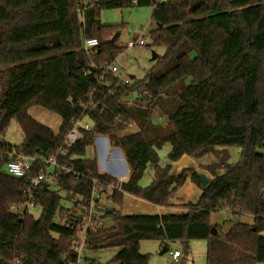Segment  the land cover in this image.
I'll use <instances>...</instances> for the list:
<instances>
[{
  "label": "trees",
  "instance_id": "trees-1",
  "mask_svg": "<svg viewBox=\"0 0 264 264\" xmlns=\"http://www.w3.org/2000/svg\"><path fill=\"white\" fill-rule=\"evenodd\" d=\"M131 7H154L151 40L164 54L131 85L109 74L115 92L107 111L89 116L93 133L81 132L59 160L83 176L78 182L65 173L58 178L59 190L76 201L73 210L42 184L32 192L39 219L12 213L11 206L27 202L31 179L45 168L36 163L28 177L15 179L6 174L7 163L17 155L49 158L63 148L81 117L80 102L124 52L113 40L120 29L102 25L101 12ZM89 39L99 43L91 55L83 48ZM133 94L140 95L136 105L124 104ZM33 107L61 119L58 133L31 117ZM155 114L165 125L154 122ZM12 121L23 135L16 148L3 140ZM128 122L134 131H127ZM96 136L108 137L129 167L128 181L109 199L115 206L128 195L167 207L188 178L202 192L182 214L123 215L113 209L115 227L88 232V250L117 247L107 264H150V255L140 252L142 242L205 241L207 264H264V0H0V264L77 263L74 238L84 230L83 210L94 190L90 179L117 183L99 171L96 159L86 158ZM166 145L171 152L163 166L158 152ZM233 147L241 159L232 166L224 149ZM208 155L216 163L200 168L209 175L207 187L193 168L172 175L183 157L199 161ZM149 169L153 182L143 188ZM220 211L254 222L225 233L211 223Z\"/></svg>",
  "mask_w": 264,
  "mask_h": 264
},
{
  "label": "rangeland",
  "instance_id": "rangeland-1",
  "mask_svg": "<svg viewBox=\"0 0 264 264\" xmlns=\"http://www.w3.org/2000/svg\"><path fill=\"white\" fill-rule=\"evenodd\" d=\"M161 3H165L168 0H160ZM154 7H131L125 9H111L103 10L100 15L101 24L104 26H117L120 37L118 39L119 47L125 46L129 41H137L138 39L144 38L146 43L143 47H135L132 49H125L123 54L117 59V65L119 66L122 74L131 77L132 82L143 80L147 73L157 65L158 57H161L165 49L162 47L153 46L151 40V33L156 30L157 25L152 21V14ZM153 55L157 56L156 61L153 62ZM119 59H121L119 61ZM140 97L138 94H133L125 98V101H137ZM31 111V112H30ZM31 115L42 121L43 124H47L50 127L59 128L60 118L42 108L33 107L30 109ZM44 113V117H39V114ZM158 114L154 116V122L165 125V120L158 119ZM45 122V123H44ZM134 127L131 131H134ZM99 137V136H98ZM108 138V137H106ZM4 142L14 148L20 147L23 143L22 132L16 123L12 121L4 138ZM223 150V149H220ZM230 159L229 165H236L241 159V150L239 148H227ZM171 152V146L166 145L162 150L158 152L161 165H165L168 161V155ZM98 147L97 145L93 148L88 149L86 158L96 159L98 158ZM259 154L264 156V148L259 150ZM187 157V156H185ZM190 159V158H189ZM193 160V159H192ZM192 162H183L180 165L181 170H177L174 166L172 175L181 173L184 169L193 168L197 172L203 173L200 169L202 166L214 165L216 158L213 155H208L199 161L193 160ZM106 174V173H105ZM204 174V173H203ZM208 175V174H206ZM209 176V175H208ZM154 177V172L148 170L145 177L141 181V187L146 188L151 185ZM49 189L58 194L62 198V206L67 210H73L74 203L76 201H68L66 194L59 190L57 184L52 183ZM201 189L196 186L190 178L187 179L185 185L178 190V192L172 197L175 203L195 204L198 202L201 196ZM98 211L100 215H104V212L109 210H117L123 215H160V214H180L178 211H161L159 207L147 204L141 199L125 196L123 199L122 206H115L109 200H102L99 204ZM104 208V210H103ZM178 208L187 209L186 205L179 206ZM104 211V212H103ZM41 208H34L29 211L35 219H39L41 216ZM249 216L233 214L229 211H220L213 213L211 216V223L213 225H219L222 227L225 233L229 232L230 229L236 224L251 225ZM99 229L111 230L115 227L113 218L109 215L103 216L101 221L98 223ZM165 246L160 248V242H142L140 245V252L142 255H150V264H175L173 262L170 252L179 250L182 254L181 262L177 264H207V243L205 241H191L188 244H184L181 241L171 243L169 245V252L163 256L159 254L163 251ZM119 252L117 247L103 248L98 250H85L81 256L80 264H89L87 260L96 261L101 264H107L112 258Z\"/></svg>",
  "mask_w": 264,
  "mask_h": 264
},
{
  "label": "built area",
  "instance_id": "built-area-1",
  "mask_svg": "<svg viewBox=\"0 0 264 264\" xmlns=\"http://www.w3.org/2000/svg\"><path fill=\"white\" fill-rule=\"evenodd\" d=\"M154 4L161 3L160 0H152ZM137 4V2H134ZM146 43L144 38L138 39L137 41H129L122 48L132 49L135 47H143ZM99 43L95 39H89L84 42L83 48L85 52L89 55L93 53L95 49H97ZM102 75L98 78L99 87L90 92V94L80 102L79 109L81 111V117L73 123V128L68 132V135L64 141L63 148L53 156L49 158H40V157H27L24 155H17L11 159L9 163H7L5 167V172L10 177L15 179H24L28 177L34 168L36 163H41L44 166V170H41L35 177L31 179L30 188L27 190L29 199L25 204L21 207L11 206V212L15 214H25L29 213L31 209H34L33 196L32 192L34 189L38 188L40 185H51L52 183L58 184V178L62 173L67 175H74L75 181L78 182L82 175L74 172L71 168L66 167L60 163V159L66 156V151L76 144L80 138L81 132L85 133H93L94 126L92 121L89 119L91 114L99 113L103 115L107 110L106 102L108 98L113 95L115 92L112 88L113 82L109 79V74H112L118 78V80L124 85H131L132 79L130 78H120L119 69L115 64L108 66L106 69L102 70ZM118 87V85H116ZM131 96V95H130ZM124 104L128 106H135L136 101H125ZM117 124H123V119L118 117L116 119ZM127 131L133 129L134 125L132 122H128L124 124ZM98 137V136H96ZM99 138L103 139L107 143H109V139L104 136H99ZM92 184L94 186L93 194L88 201V205L84 207L83 216H84V230L77 235L74 240L75 244L73 247L74 252L78 255V260L76 264H80L81 256L85 250H88L87 243V234L90 231H93L98 223L101 221L103 215L99 214L98 206L101 204L102 200H109L113 197L115 193L121 192V186L124 183L121 179H116L117 183H110L106 185H102L98 180H93ZM104 210V208H103ZM104 212V211H103ZM264 236V233H262ZM174 261L178 262L181 256L180 252H174L171 254Z\"/></svg>",
  "mask_w": 264,
  "mask_h": 264
},
{
  "label": "crops",
  "instance_id": "crops-1",
  "mask_svg": "<svg viewBox=\"0 0 264 264\" xmlns=\"http://www.w3.org/2000/svg\"><path fill=\"white\" fill-rule=\"evenodd\" d=\"M120 60L121 59H119V61ZM114 64L119 69V76H120V78H127V76H125V75L122 74V71L120 70L119 66L117 65V62H115ZM128 78L131 79V77H128ZM30 112H29V114L31 115ZM44 115H45L44 113L39 114V117H44ZM31 117L34 118L32 115H31ZM34 119L38 123H40V120H37L36 118H34ZM40 124L43 125V126H46V127L50 128L55 133H58V131H59L60 127H61L62 121L60 119V126L57 129L54 128V127H50L47 124H43L42 121H41ZM94 143H95V146L97 145V147H98V153H97L98 158H96V160L98 162L99 171L102 174H105L106 173V175H108L110 177H113L115 179H121V180H123L124 183L127 182L128 179H129V173H130V171H129V167L127 165V162L124 159V156H123L121 150H119L117 148H114L110 143H107L106 141H104L103 139H101L99 137H96L95 138ZM181 161L187 162L186 161V157H183L178 163L173 164V170H174V166L177 167L176 168L177 170H179V171L181 170V168L178 167V165L181 163ZM189 162L195 163L192 159H190ZM178 174H180V173H178ZM123 176H124V178H123ZM152 182H153V180H152ZM130 197H132V196H130ZM173 198H171L169 200V203H168V206L167 207H159V209L161 211H178V212H180V214L186 213L188 211V209H182V208H178V207L179 206H184V205H187V204H185V203H181V204L180 203H175L173 201ZM147 204H149V203H147ZM160 215H165V214H160ZM249 219L251 220V225H252L253 222H254V219L252 217H250ZM172 243H174V242H172ZM170 244L171 243H168L167 246H165V247H167L169 249V245ZM186 246H188V245H186ZM162 247H163V245L160 243V248H162ZM174 252H180V251L179 250H175L173 252H170V256ZM181 257H182V254H181L180 258H179V261L176 262V261L173 260V258L171 256V258H172L173 262H175V264L181 262Z\"/></svg>",
  "mask_w": 264,
  "mask_h": 264
},
{
  "label": "water",
  "instance_id": "water-1",
  "mask_svg": "<svg viewBox=\"0 0 264 264\" xmlns=\"http://www.w3.org/2000/svg\"><path fill=\"white\" fill-rule=\"evenodd\" d=\"M119 37H120V34L117 33V34L115 35V37L113 38V40L116 41V40L119 39ZM156 59H157V56H156V55H153V62L156 61ZM186 161L189 162L190 159H189L188 157H186ZM183 162H184V161H181V163L178 165V167H180V165H181ZM184 163H185V162H184ZM200 180H201V186H202V188H205V187H207V186L210 184V179L207 178V176L204 175V174H201V175H200ZM45 187H46V188H49V185H46ZM106 213H107L108 215H111V214L113 213V211L107 209ZM168 252H169V249H168L167 247H164L163 251H162L159 255H160V256H163V255H165V254L168 253Z\"/></svg>",
  "mask_w": 264,
  "mask_h": 264
},
{
  "label": "bare ground",
  "instance_id": "bare-ground-1",
  "mask_svg": "<svg viewBox=\"0 0 264 264\" xmlns=\"http://www.w3.org/2000/svg\"><path fill=\"white\" fill-rule=\"evenodd\" d=\"M123 178H124V176H123Z\"/></svg>",
  "mask_w": 264,
  "mask_h": 264
}]
</instances>
